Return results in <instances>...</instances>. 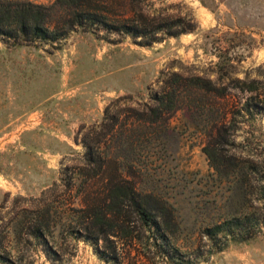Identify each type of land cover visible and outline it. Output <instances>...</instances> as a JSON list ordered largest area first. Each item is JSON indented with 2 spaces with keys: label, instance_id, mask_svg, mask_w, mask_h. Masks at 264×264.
<instances>
[{
  "label": "rangeland",
  "instance_id": "obj_1",
  "mask_svg": "<svg viewBox=\"0 0 264 264\" xmlns=\"http://www.w3.org/2000/svg\"><path fill=\"white\" fill-rule=\"evenodd\" d=\"M24 1L50 6L56 0ZM153 8L190 14L198 32L165 37L150 47L136 44L132 37L114 44L81 31L55 43L20 48L0 39V264H107L91 245L65 235L59 240L68 253L53 263L41 247L18 241L15 224L44 190L60 183L65 168L82 163V138L102 123L108 107L110 115L119 112L125 120L131 109L141 110L139 105L150 100L149 88L159 90L158 80L172 73L218 82L223 48L228 56L242 60L237 64L240 78L264 67V0H155ZM126 52H138V59L128 58L134 63L131 67L115 60ZM111 70L115 75L107 76ZM114 87L131 90L107 94ZM171 124L177 135H170L165 146L143 151L137 163L153 174L142 188H154L173 204L182 226L179 244L185 259L194 264H264V233L195 259L198 247L200 252L209 250L200 232L224 214L230 188L211 167L202 130L189 129L181 112ZM239 136L251 139L250 155L264 157V122L247 126ZM156 263L167 264L160 259Z\"/></svg>",
  "mask_w": 264,
  "mask_h": 264
},
{
  "label": "trees",
  "instance_id": "obj_2",
  "mask_svg": "<svg viewBox=\"0 0 264 264\" xmlns=\"http://www.w3.org/2000/svg\"><path fill=\"white\" fill-rule=\"evenodd\" d=\"M154 1L56 0L46 6L0 0V39L20 48L55 43L81 31L114 44L132 37L136 44L150 47L165 37L198 32L193 16L153 8ZM218 58L222 84L172 73L158 80L159 90L150 87V100L139 105L141 110L131 109L125 120L119 112L110 115L108 107L102 123L90 127L82 138V163L65 168L60 183L24 209L14 229L18 241L41 247L53 263L68 253L59 240L65 235L91 245L107 264H157L156 259L194 264L185 259L179 244L182 226L173 204L154 188H142L153 174L137 163L143 151L165 146L170 135H177L171 121L178 112L189 129L202 130L211 167L230 188L224 214L200 232L209 250L200 252L198 247L195 259L201 261L205 253L223 252L264 233V157L249 154L250 138L239 140L247 126L264 122V67L240 78L237 64L242 60L228 56L225 48ZM212 145L221 147V152Z\"/></svg>",
  "mask_w": 264,
  "mask_h": 264
},
{
  "label": "crops",
  "instance_id": "obj_3",
  "mask_svg": "<svg viewBox=\"0 0 264 264\" xmlns=\"http://www.w3.org/2000/svg\"><path fill=\"white\" fill-rule=\"evenodd\" d=\"M115 47V46H114ZM117 47V46H116ZM123 50V49H122ZM127 53V52H126ZM134 55L132 56V55H129L128 53L126 54V56H123L122 57V54L119 56V58H117V59H115V60H119V61H125V62H129L128 64H129V66L131 67V66H133L134 65V63H131L130 61H131V59H128V58H130V57H133L135 60L136 59H138V58H136V56H137V54H138V52H132ZM145 57H148V56H145ZM125 66H122V68H124ZM114 71H108V73H107V76L109 75V76H112V75H115V73H113ZM102 74H106V72H104V73H102ZM106 76V75H105ZM93 81V80H92ZM130 90L131 89H128V88H116V87H114V88H112V89H109L108 90V92L109 93H107V94H111V93H117V92H120V93H124V92H130Z\"/></svg>",
  "mask_w": 264,
  "mask_h": 264
}]
</instances>
